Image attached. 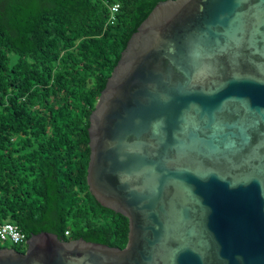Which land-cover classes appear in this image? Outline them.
Masks as SVG:
<instances>
[{
	"label": "water",
	"instance_id": "1",
	"mask_svg": "<svg viewBox=\"0 0 264 264\" xmlns=\"http://www.w3.org/2000/svg\"><path fill=\"white\" fill-rule=\"evenodd\" d=\"M87 180L124 247L43 231L0 264H264V0H165L90 115Z\"/></svg>",
	"mask_w": 264,
	"mask_h": 264
},
{
	"label": "trees",
	"instance_id": "2",
	"mask_svg": "<svg viewBox=\"0 0 264 264\" xmlns=\"http://www.w3.org/2000/svg\"><path fill=\"white\" fill-rule=\"evenodd\" d=\"M162 1L0 0V223L28 238L48 231L127 244L129 219L88 184L90 115L132 34Z\"/></svg>",
	"mask_w": 264,
	"mask_h": 264
},
{
	"label": "built area",
	"instance_id": "3",
	"mask_svg": "<svg viewBox=\"0 0 264 264\" xmlns=\"http://www.w3.org/2000/svg\"><path fill=\"white\" fill-rule=\"evenodd\" d=\"M120 9V4L115 3L111 7V18L110 21L113 22L116 19V14ZM67 234L69 232L67 231ZM28 236L20 229V227L12 222L0 223V240L5 242H10L14 245L26 244Z\"/></svg>",
	"mask_w": 264,
	"mask_h": 264
},
{
	"label": "rangeland",
	"instance_id": "4",
	"mask_svg": "<svg viewBox=\"0 0 264 264\" xmlns=\"http://www.w3.org/2000/svg\"><path fill=\"white\" fill-rule=\"evenodd\" d=\"M12 243L0 240V247H11Z\"/></svg>",
	"mask_w": 264,
	"mask_h": 264
}]
</instances>
